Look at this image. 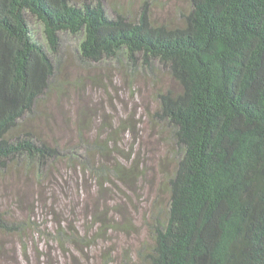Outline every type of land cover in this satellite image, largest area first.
Here are the masks:
<instances>
[{
  "label": "trees",
  "instance_id": "16d2710c",
  "mask_svg": "<svg viewBox=\"0 0 264 264\" xmlns=\"http://www.w3.org/2000/svg\"><path fill=\"white\" fill-rule=\"evenodd\" d=\"M188 3L178 24H157L149 3L130 19L107 0H0L1 234L69 254L91 242L83 234L138 230L131 198L106 196L149 168L140 153L118 156L120 130L103 121L100 133L80 92L88 80L67 74L73 55L86 69L119 63L131 89L165 74L178 85L152 115L175 171L168 202L143 219L141 264H264V0ZM74 94L85 108L72 112ZM10 200L20 214L3 209Z\"/></svg>",
  "mask_w": 264,
  "mask_h": 264
},
{
  "label": "rangeland",
  "instance_id": "374dc122",
  "mask_svg": "<svg viewBox=\"0 0 264 264\" xmlns=\"http://www.w3.org/2000/svg\"><path fill=\"white\" fill-rule=\"evenodd\" d=\"M146 3L151 6L152 19L157 24H178L180 13L190 10L188 0H107V8L113 15L122 13L134 19ZM37 29L42 34V29L40 27ZM67 60L70 65L67 74L74 75L73 77L76 78L78 73H81L79 76L88 80L81 85L84 90L80 92L87 98L86 109L89 108L96 113L94 117H96V126L100 133V125L103 121L110 128L106 132L111 131L115 134L117 130H120V140L116 139V147L123 152L118 156L127 159L131 155L134 157L140 153L142 163L149 168L146 179L140 181L134 189L127 191L124 187L119 189L108 185L109 191L106 196L109 198L116 194L114 200L123 203H125L123 194L131 198L128 202L131 204L129 206L130 215L138 230L135 234H125V232L83 234L91 242L81 246L82 250L71 248L69 254H63L54 242L48 245L47 241L37 234L35 238L30 234L25 239L14 234L0 233V245L3 247L0 264H49L47 263L48 258L39 254H43L44 250L50 251L53 259L51 264H141L140 253L151 239V234L143 219L154 211L153 203L157 197L160 198L158 202L164 205L168 202L169 194L165 181L167 174L175 171V164L172 161H163L166 152L163 138L166 136L156 128L152 115L158 109V94L168 90H177L178 85L168 74H165L161 75V80L157 84L140 79L134 89H131L129 80L122 73L124 71L119 63L110 65L103 63L96 69H93L94 66L86 69L85 64L76 63L73 55L68 56ZM81 68L85 69L81 70ZM83 107L77 102L74 94L72 112ZM90 178L95 180L92 176ZM9 179L11 177L7 180ZM1 191L8 193L0 177V194ZM72 198L75 206H82L85 203L83 198L77 196H72ZM11 200L3 209L13 210L20 214L21 210L14 208ZM113 203L110 201L111 207ZM119 221L126 223V220ZM83 222L84 217L78 225L80 226ZM95 229L97 230V227L94 231ZM35 246L38 247L39 253L35 250ZM25 249H27L28 256L23 253Z\"/></svg>",
  "mask_w": 264,
  "mask_h": 264
}]
</instances>
